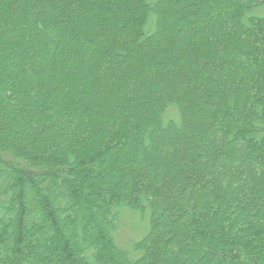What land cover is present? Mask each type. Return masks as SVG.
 I'll list each match as a JSON object with an SVG mask.
<instances>
[{"label": "trees", "instance_id": "16d2710c", "mask_svg": "<svg viewBox=\"0 0 264 264\" xmlns=\"http://www.w3.org/2000/svg\"><path fill=\"white\" fill-rule=\"evenodd\" d=\"M259 7L0 0V264H264Z\"/></svg>", "mask_w": 264, "mask_h": 264}, {"label": "rangeland", "instance_id": "374dc122", "mask_svg": "<svg viewBox=\"0 0 264 264\" xmlns=\"http://www.w3.org/2000/svg\"><path fill=\"white\" fill-rule=\"evenodd\" d=\"M254 12L255 14L264 15V7H259ZM168 111V117L177 119L174 107H170ZM148 217V212H135L125 207L121 209L120 222L113 232V236L117 246L125 250L131 259H135L140 254L139 251L134 249V243L147 232Z\"/></svg>", "mask_w": 264, "mask_h": 264}]
</instances>
